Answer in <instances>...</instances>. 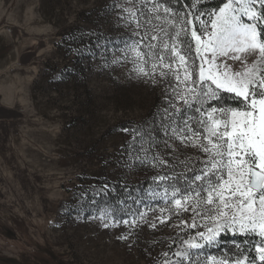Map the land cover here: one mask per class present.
I'll return each instance as SVG.
<instances>
[{
	"label": "rangeland",
	"instance_id": "374dc122",
	"mask_svg": "<svg viewBox=\"0 0 264 264\" xmlns=\"http://www.w3.org/2000/svg\"><path fill=\"white\" fill-rule=\"evenodd\" d=\"M113 5L0 0V264H155L177 247H167L169 237L179 240L175 219L123 240V225L104 228L91 218L98 215L95 186L114 184L113 200L125 181L147 187L155 170L127 168L132 134L123 129L163 105L161 87L131 78L130 65L105 66L96 34L125 31ZM79 30L93 35L87 45L76 38ZM106 56L110 63L112 53ZM185 155L202 154L181 148ZM229 245L207 251L231 256Z\"/></svg>",
	"mask_w": 264,
	"mask_h": 264
},
{
	"label": "snow or ice",
	"instance_id": "6c2138e0",
	"mask_svg": "<svg viewBox=\"0 0 264 264\" xmlns=\"http://www.w3.org/2000/svg\"><path fill=\"white\" fill-rule=\"evenodd\" d=\"M206 3L114 0L125 31L96 34L105 66L130 65L131 78L161 87L163 105L123 129L132 134L127 168L155 170L147 187L125 181L113 200L114 184L95 186L91 218L123 225V240L175 219L179 240L167 247H177L155 264H264V0ZM189 147L202 155L181 159ZM228 234L244 238L231 241V256L207 251Z\"/></svg>",
	"mask_w": 264,
	"mask_h": 264
},
{
	"label": "trees",
	"instance_id": "16d2710c",
	"mask_svg": "<svg viewBox=\"0 0 264 264\" xmlns=\"http://www.w3.org/2000/svg\"><path fill=\"white\" fill-rule=\"evenodd\" d=\"M189 1L190 0H186V2L189 4ZM208 3V5H210L209 7L210 8H213V7H217L218 6V4H219V0H210L209 2H207ZM82 32L83 31H81V30H79V31H77V39L78 38H82L83 40H85L83 43V45H87L89 42H91V40H88V37L91 35V36H93L92 34H90V35H85V33L84 34H82ZM85 48L86 47H83V49H78L79 50V54H82L83 52H85ZM87 51V53L89 54L91 51H93V52H95V50H93V48L92 47H88V49H86ZM13 235L11 234V237H12ZM221 241L222 242H224V243H222L221 245H220V247H223V249L224 248H228L230 245L229 244H232L231 243V241H233V240H243L244 238L243 237H240V236H236V237H233L231 234H228V235H223V236H221ZM253 251H254V247L252 248V250H251V252L249 253V255L250 256H252V257H254L255 256V254L253 253ZM52 263L53 264H63L62 262H58L56 259H53L52 260ZM10 264H16V263H13V261H10ZM37 264H49L48 262H42V261H38L37 262Z\"/></svg>",
	"mask_w": 264,
	"mask_h": 264
}]
</instances>
